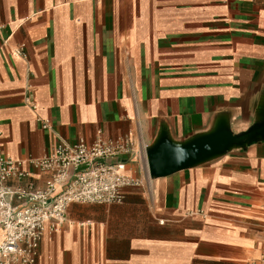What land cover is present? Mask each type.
Wrapping results in <instances>:
<instances>
[{"label": "crops", "instance_id": "0c3cea01", "mask_svg": "<svg viewBox=\"0 0 264 264\" xmlns=\"http://www.w3.org/2000/svg\"><path fill=\"white\" fill-rule=\"evenodd\" d=\"M218 127L264 128V0H0V156L131 133L123 159L141 183L121 205H71L37 264L257 261L264 132L170 176L148 172L161 137L184 144ZM22 170L41 187L49 178Z\"/></svg>", "mask_w": 264, "mask_h": 264}, {"label": "built area", "instance_id": "2783aa9c", "mask_svg": "<svg viewBox=\"0 0 264 264\" xmlns=\"http://www.w3.org/2000/svg\"><path fill=\"white\" fill-rule=\"evenodd\" d=\"M30 106L38 110L35 103ZM37 120L51 130L50 120ZM134 145L129 133L114 141L80 139L70 145L60 140L41 158L0 156V264H37L44 236L68 223L71 205L123 204L125 189L141 185L130 175L131 160L123 159L134 152ZM24 164L49 175L43 187L22 170ZM253 264H264V253Z\"/></svg>", "mask_w": 264, "mask_h": 264}, {"label": "water", "instance_id": "95a60500", "mask_svg": "<svg viewBox=\"0 0 264 264\" xmlns=\"http://www.w3.org/2000/svg\"><path fill=\"white\" fill-rule=\"evenodd\" d=\"M257 132H264V128H256L236 136L229 129L218 127L213 132L184 144H176L166 137H161L147 151L149 175L153 179L163 178L194 167L207 159L225 153L237 144L248 141L257 135Z\"/></svg>", "mask_w": 264, "mask_h": 264}]
</instances>
